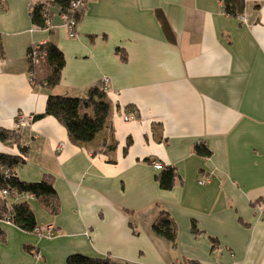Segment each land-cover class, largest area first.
I'll use <instances>...</instances> for the list:
<instances>
[{
  "label": "crops",
  "instance_id": "0c3cea01",
  "mask_svg": "<svg viewBox=\"0 0 264 264\" xmlns=\"http://www.w3.org/2000/svg\"><path fill=\"white\" fill-rule=\"evenodd\" d=\"M44 1L0 7V130L19 113H43L49 94L85 97L105 77L109 114L81 145L51 115L0 139V152L27 147L16 175L51 177L59 203L52 215L30 201L50 237L0 220V264H66L73 253L264 264V0H244L245 21L220 0H86L73 36L56 5L47 28L33 25L31 4ZM48 41L65 58L53 88L34 84L28 67L29 47ZM128 112L137 118L124 121ZM200 141L209 156L196 153ZM155 161L174 167L171 189L159 187ZM161 210L175 223V245L152 230Z\"/></svg>",
  "mask_w": 264,
  "mask_h": 264
},
{
  "label": "trees",
  "instance_id": "16d2710c",
  "mask_svg": "<svg viewBox=\"0 0 264 264\" xmlns=\"http://www.w3.org/2000/svg\"><path fill=\"white\" fill-rule=\"evenodd\" d=\"M74 0H48L31 4L29 15L35 27L47 28L49 23L48 7L56 5L60 16L66 14L68 19H72L76 26L79 18L85 9H71ZM225 14L231 17H240L245 9L244 0H220ZM3 1L0 0V7ZM38 53L44 54V58L37 64H33L28 57L29 72L31 81L34 84H45L49 88L56 86L61 77V71L65 63L62 51L51 41L37 43ZM109 102L106 98L104 88L90 87L85 97H76L59 94H49L46 100L45 110L41 114H36L33 119L44 115L54 116L62 123L68 132L69 139L78 145L87 143L95 137L107 124L109 114ZM16 133L12 130H0V139L10 142L15 138ZM106 142H103V145ZM114 144H108L110 150ZM198 155L209 156L211 151L206 142L200 141L195 145ZM19 153L12 154L0 152V220H8L11 224L35 234H40L42 225H38L35 213L30 201L36 200L38 204L48 213L56 214L59 203L56 191L49 176H44L39 181H23L15 173L19 164L25 161L27 153L26 146H20ZM158 185L164 190L171 189L176 182V171L173 166L162 164L161 172L156 177ZM7 189L9 192L16 191L27 193L31 197L21 199L7 205L6 199L1 195V190ZM259 202H256L258 204ZM260 205V204H259ZM264 213V208H263ZM152 230L158 236L166 239L171 245L176 243V226L169 213L160 211V215L152 224ZM192 232L197 233L198 228L192 224ZM0 232V238H1ZM213 245L216 240L212 238ZM66 264H128L116 263L109 256H87L80 253H73L67 256ZM194 264H199L198 262Z\"/></svg>",
  "mask_w": 264,
  "mask_h": 264
},
{
  "label": "built area",
  "instance_id": "2783aa9c",
  "mask_svg": "<svg viewBox=\"0 0 264 264\" xmlns=\"http://www.w3.org/2000/svg\"><path fill=\"white\" fill-rule=\"evenodd\" d=\"M4 1V0H1ZM32 1V0H30ZM86 7V0H74L71 3V9H75V10H82L85 9ZM62 20L64 22V24L66 25V27L68 28V32L70 36H73L74 30H75V24L74 21L72 19H68L66 14H62L61 15ZM240 19L245 21V16L244 14H242L240 16ZM38 46L37 43L32 44L27 52V56L31 59L33 64H37L39 63L40 60H42L44 58V54H39L38 53ZM29 75L31 76L32 73L29 72ZM108 82V78H104L103 79V86L102 88H106V84ZM137 118L136 113L135 112H128V113H124L122 115V119L126 122L128 121H133ZM31 119H33V116L28 115V114H24V113H19L16 115L14 122L12 124L11 130L13 133H18L20 131V129L25 126ZM152 166L155 169H161L162 168V164L160 162H152ZM206 179V178H205ZM205 180H200L201 183H203ZM1 195L3 196V198L6 199L7 205L11 206L12 203L19 201L21 199H25V198H30L31 196L27 193H22V192H16V191H11L9 192L7 189H2L1 190ZM6 221L7 223H10L8 220H3ZM41 233L39 235H43V236H47L50 237L53 234V226L50 225H46L44 228L41 229L40 231ZM176 264H181V263H176Z\"/></svg>",
  "mask_w": 264,
  "mask_h": 264
}]
</instances>
